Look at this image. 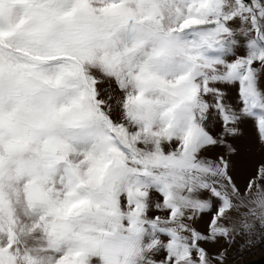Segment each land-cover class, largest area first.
Segmentation results:
<instances>
[{
    "label": "snow or ice",
    "instance_id": "1",
    "mask_svg": "<svg viewBox=\"0 0 264 264\" xmlns=\"http://www.w3.org/2000/svg\"><path fill=\"white\" fill-rule=\"evenodd\" d=\"M257 244L264 0H0V264Z\"/></svg>",
    "mask_w": 264,
    "mask_h": 264
},
{
    "label": "rangeland",
    "instance_id": "2",
    "mask_svg": "<svg viewBox=\"0 0 264 264\" xmlns=\"http://www.w3.org/2000/svg\"><path fill=\"white\" fill-rule=\"evenodd\" d=\"M262 253H264V245H263V249L259 250L258 252H246L245 254H242L240 256H236L235 259L233 260V264H238V263L244 262L248 259L258 257Z\"/></svg>",
    "mask_w": 264,
    "mask_h": 264
},
{
    "label": "water",
    "instance_id": "3",
    "mask_svg": "<svg viewBox=\"0 0 264 264\" xmlns=\"http://www.w3.org/2000/svg\"><path fill=\"white\" fill-rule=\"evenodd\" d=\"M238 264H264V253H262L258 257L248 259V260L241 262V263H238Z\"/></svg>",
    "mask_w": 264,
    "mask_h": 264
},
{
    "label": "built area",
    "instance_id": "4",
    "mask_svg": "<svg viewBox=\"0 0 264 264\" xmlns=\"http://www.w3.org/2000/svg\"><path fill=\"white\" fill-rule=\"evenodd\" d=\"M263 245L264 244H257L251 248H249L248 250H246L243 254H245L246 252H258L259 250H262L263 249ZM242 254L240 253H237L236 256H240Z\"/></svg>",
    "mask_w": 264,
    "mask_h": 264
}]
</instances>
